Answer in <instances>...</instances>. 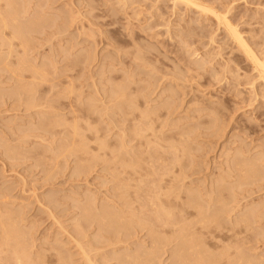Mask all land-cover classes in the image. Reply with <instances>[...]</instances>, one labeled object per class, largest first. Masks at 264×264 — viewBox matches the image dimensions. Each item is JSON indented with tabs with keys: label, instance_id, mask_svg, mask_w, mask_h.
Here are the masks:
<instances>
[{
	"label": "rangeland",
	"instance_id": "374dc122",
	"mask_svg": "<svg viewBox=\"0 0 264 264\" xmlns=\"http://www.w3.org/2000/svg\"><path fill=\"white\" fill-rule=\"evenodd\" d=\"M0 264H264V0H0Z\"/></svg>",
	"mask_w": 264,
	"mask_h": 264
}]
</instances>
